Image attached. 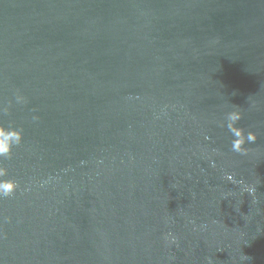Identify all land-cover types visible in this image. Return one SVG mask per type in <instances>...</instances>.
I'll return each mask as SVG.
<instances>
[{
	"label": "water",
	"instance_id": "95a60500",
	"mask_svg": "<svg viewBox=\"0 0 264 264\" xmlns=\"http://www.w3.org/2000/svg\"><path fill=\"white\" fill-rule=\"evenodd\" d=\"M0 127V264H264V0H0Z\"/></svg>",
	"mask_w": 264,
	"mask_h": 264
},
{
	"label": "clouds",
	"instance_id": "9594fccd",
	"mask_svg": "<svg viewBox=\"0 0 264 264\" xmlns=\"http://www.w3.org/2000/svg\"><path fill=\"white\" fill-rule=\"evenodd\" d=\"M18 104L26 103L24 96L19 93L15 96ZM242 112L239 110H233L226 114V127L233 136L231 141L232 151L240 154H247L249 149L245 147L246 143H255L257 135L254 131H245V129L239 128L237 125L242 119ZM37 117L33 116V120ZM207 138V137H206ZM22 135L19 131L8 127H0V156H10L13 147L18 146L22 143ZM4 175V170L0 169V176ZM16 183L11 180H5L0 182V198L10 197L16 190ZM255 186H249L246 191L250 194L255 192Z\"/></svg>",
	"mask_w": 264,
	"mask_h": 264
}]
</instances>
